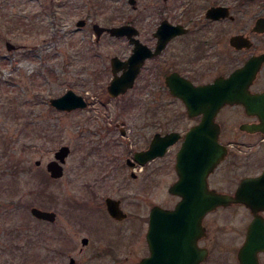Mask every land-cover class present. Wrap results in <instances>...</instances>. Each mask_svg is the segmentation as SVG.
Listing matches in <instances>:
<instances>
[{
  "label": "rangeland",
  "instance_id": "1",
  "mask_svg": "<svg viewBox=\"0 0 264 264\" xmlns=\"http://www.w3.org/2000/svg\"><path fill=\"white\" fill-rule=\"evenodd\" d=\"M137 3L148 9L139 15L128 0H0V264H139L136 217L113 222L105 206L108 196L125 197V209L137 211L138 182H126L125 160L142 147L139 111L107 91L122 42L96 44L92 26L77 23L157 26L165 4ZM68 89L91 98L90 107L54 108L50 99ZM63 145L71 153L54 180L46 165ZM156 195L164 200L157 189L145 200ZM34 206L57 220H38Z\"/></svg>",
  "mask_w": 264,
  "mask_h": 264
},
{
  "label": "flooded vegetation",
  "instance_id": "2",
  "mask_svg": "<svg viewBox=\"0 0 264 264\" xmlns=\"http://www.w3.org/2000/svg\"><path fill=\"white\" fill-rule=\"evenodd\" d=\"M159 2L165 5L157 26L117 25L134 26L127 28L137 31L134 36H115L105 31L99 37L94 29L96 22L80 19L85 21L80 27L92 26L96 44L102 40L122 42V51L110 60L112 78L107 91L111 98L124 100L126 108L138 109L140 117L138 141L142 147L125 160L130 169L126 182H138L137 211L134 214L125 209L127 198L112 196L105 199L106 211L113 222L136 217L135 235L141 249L138 262L142 264L151 254L148 233L153 209H174L182 200L171 188L180 180L179 155L186 145L182 170L185 190L191 197L196 195L195 203L188 207L186 223L188 264H264V0ZM128 3L134 10L138 8L139 15L148 9L137 0ZM164 22L170 26L164 28ZM168 29L172 35L160 36ZM136 42L148 48V55L134 84L114 96L109 90L114 78L113 58L128 61ZM253 59L260 62L258 69L251 76V69L243 71L247 74L234 83L238 90H232L234 86L227 85L226 79ZM125 71L128 68L117 75ZM216 83V90L208 89ZM226 94L234 95L237 101L224 102ZM129 95L131 99H127ZM83 98L86 106L76 110L90 107L92 99ZM210 117L212 121L206 122ZM121 123L120 132L126 134L127 121ZM167 136L175 141L163 155L146 163L137 160V153L148 150L155 138ZM210 159L215 160L212 165ZM156 189L164 200L160 201L158 195L154 200H145ZM108 198L117 201L125 218L117 219L109 213ZM215 200L219 202L214 207L203 211ZM193 207L199 211L196 217L192 215ZM156 229L157 242L164 248L167 243L164 234L160 235V223Z\"/></svg>",
  "mask_w": 264,
  "mask_h": 264
},
{
  "label": "water",
  "instance_id": "3",
  "mask_svg": "<svg viewBox=\"0 0 264 264\" xmlns=\"http://www.w3.org/2000/svg\"><path fill=\"white\" fill-rule=\"evenodd\" d=\"M85 24L84 20H80L78 22V26H83ZM165 22L163 23V27L167 28ZM127 28L134 29L132 25H125V26H116L113 28H106L101 26L100 24H95L94 29L97 35L100 37L103 32L109 31L112 35L115 36H134L137 34V31H128ZM169 32V33H168ZM173 32L168 30L163 31L160 33V36L167 37L172 35ZM165 43L166 39L162 40V43ZM161 43V45H163ZM160 45V46H161ZM7 47L9 50H13L15 45L11 42H7ZM148 48L143 45H139L136 42V47L134 50V54L132 57L124 62L121 61L118 57L113 58V68H114V78L112 80L111 85L109 86L110 93L114 96L119 95L120 93L125 92L128 88H130L134 84V80L137 77L140 68L146 58ZM260 62L257 59H253L249 64H247L243 69L236 71L230 78L226 79L227 85L234 86V83L238 80L243 79L246 72L245 70H250L251 73H248L249 76L254 74V71L258 69ZM128 68V71H125L123 75L118 76L117 72ZM217 83L212 84L208 87L209 90H216ZM234 91L238 89L236 86L233 87ZM185 99V98H184ZM227 100H236L234 95L226 94L224 98V102ZM237 101V100H236ZM221 102V103H224ZM51 104L56 106L58 109L66 110V111H73L77 108H83L86 106V102L82 96L76 95L72 90H69L65 95L62 97L52 99ZM206 122H211L212 117L209 120H205ZM167 137H158L152 142L151 147L149 150L137 153L136 158L141 163H146L149 160L157 157L158 155H162L166 149V147L171 144L173 139L170 141ZM71 149L69 146L65 145L62 146L56 153L55 159L50 161L47 164V170L50 173L51 177L54 179H59L64 175V164L66 163L67 157L70 155ZM187 155V147L184 145L182 148L180 155H179V162H178V169L180 171V180L173 185L171 188V192L175 193L182 197V200L178 203L177 207L174 210L164 209L161 207H155L151 213V228L148 233V240L150 244L151 255L145 259H143L142 264H188V255H186L185 247H186V223H187V216L190 203H195L196 195L193 194V197L188 195L185 190V174L182 170H184L183 166L185 164V156ZM215 160H209V165H212ZM42 162L40 160L36 161V165H41ZM219 199V198H218ZM219 200L210 201L208 204V208H204L203 211L207 212L212 207H214ZM107 208L109 213L117 218L123 219L125 218V214L120 209L117 201L114 199L108 198L107 200ZM32 215L38 219L46 220L49 222H55L57 219V214L54 211H48L41 209L39 207H33ZM198 208H192V215L196 217L198 213ZM161 224L162 231L160 235H163L164 248H160L157 242V224ZM88 238H84L82 240L83 245L88 244ZM76 260L72 258L70 260V264H75Z\"/></svg>",
  "mask_w": 264,
  "mask_h": 264
}]
</instances>
